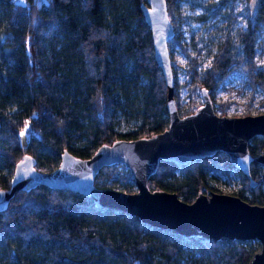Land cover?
Instances as JSON below:
<instances>
[{
    "label": "trees",
    "instance_id": "trees-1",
    "mask_svg": "<svg viewBox=\"0 0 264 264\" xmlns=\"http://www.w3.org/2000/svg\"><path fill=\"white\" fill-rule=\"evenodd\" d=\"M236 36L225 33L208 66L200 68L177 31L178 0H165L174 28L168 42L187 58L192 89L204 87L224 114L229 100L215 93L239 72L250 88L264 92V61L254 57L264 30V0ZM143 0H0V188H9L14 166L24 154L39 171L58 166L66 149L88 158L116 139L148 137L168 126L166 86L153 56ZM171 67L176 66L170 57ZM181 83L173 76V96L180 115L201 102L179 105ZM247 114L244 111L242 115ZM21 137L23 138L21 140ZM22 144H24L22 146ZM264 136L248 144L252 156ZM248 178L220 151L188 165L160 160L148 178L150 190L175 192L190 202L199 192L217 189L213 181L240 175L251 200L264 204V166L252 161ZM93 184L125 192L136 190L120 163L103 166ZM251 241L182 236L141 222L127 212L95 206L80 193L38 185L17 191L0 211V264H247Z\"/></svg>",
    "mask_w": 264,
    "mask_h": 264
},
{
    "label": "water",
    "instance_id": "water-1",
    "mask_svg": "<svg viewBox=\"0 0 264 264\" xmlns=\"http://www.w3.org/2000/svg\"><path fill=\"white\" fill-rule=\"evenodd\" d=\"M143 1L141 11L150 31L153 56L166 86L168 126L148 137L120 138L102 144L88 158L75 157L64 149L58 166L46 172L35 169L33 159L24 154L14 166L9 188H0V211L20 190H30L38 185L70 190L91 198L95 206L127 212L143 223L182 236L257 240L259 251L253 253L248 264H264V204L250 203L238 195L217 191L199 192L187 202L175 192L150 190L147 186V180L160 160L188 165L194 159L220 151L254 187L256 180L250 175L249 167L252 161L264 166V147L257 156H252L248 144L255 135L264 136V112L217 114L207 90L202 87L201 104L194 111L180 115L173 96L168 49L174 28L166 3L165 0ZM256 6L257 0H249L252 19ZM114 163H120L128 170L135 191L94 186L93 177L98 170Z\"/></svg>",
    "mask_w": 264,
    "mask_h": 264
},
{
    "label": "rangeland",
    "instance_id": "rangeland-1",
    "mask_svg": "<svg viewBox=\"0 0 264 264\" xmlns=\"http://www.w3.org/2000/svg\"><path fill=\"white\" fill-rule=\"evenodd\" d=\"M244 5V0H178L176 21L180 41L187 52L197 55L200 68L208 66L219 39L225 33L235 37L237 29L245 26L248 14ZM169 55L176 64L172 66V74L181 83L178 98L181 108L186 107L192 100L201 102L199 89H192V82L186 70L188 61L180 47L173 45L169 49ZM254 57L259 64L264 61V30L257 36ZM214 98L216 102L229 100L225 115H242L244 111H247V114L264 112V92L256 89L250 97V88L239 72L230 74L224 80ZM213 107L215 112L220 114L215 105ZM212 185L217 192L241 194L248 200L252 198L249 190L244 189L242 178L236 173L231 174L229 180L220 178L213 181ZM261 193L264 196V182L261 183ZM250 241L254 252L259 251V242Z\"/></svg>",
    "mask_w": 264,
    "mask_h": 264
}]
</instances>
